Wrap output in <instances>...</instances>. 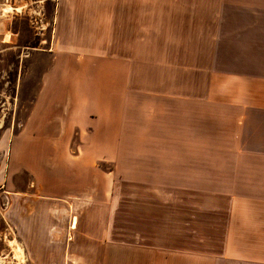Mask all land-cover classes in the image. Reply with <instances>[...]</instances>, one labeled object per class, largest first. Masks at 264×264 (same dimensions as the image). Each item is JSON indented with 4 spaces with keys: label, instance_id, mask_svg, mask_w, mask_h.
Wrapping results in <instances>:
<instances>
[{
    "label": "crops",
    "instance_id": "obj_1",
    "mask_svg": "<svg viewBox=\"0 0 264 264\" xmlns=\"http://www.w3.org/2000/svg\"><path fill=\"white\" fill-rule=\"evenodd\" d=\"M6 3L16 17L35 9L34 0ZM42 4V13L45 4H52L51 52L56 60L42 78L23 128V143L30 147L23 153L31 152V167L43 171L35 175L36 183L43 179L41 205L54 209L83 195L86 210H100V184L111 178L114 191L102 207L108 210L102 222L107 237L92 218L77 236L90 244L88 256L97 259L94 251L103 243L100 264H264V0ZM195 49L221 51L214 59L222 67L217 144L209 132L210 84L198 92L194 77L183 84L179 74L180 65L196 64ZM197 58V64L211 63L205 53L203 60ZM132 80L145 82V87L153 82L154 89L133 94ZM136 98L140 127L132 137ZM104 124L107 129L99 136ZM73 132L82 135L77 153L59 149L53 156L47 146H70ZM98 146L138 147V154L123 151L129 163L122 171L123 194L137 205L123 213L121 229L115 172L96 166L100 159L120 156L119 150L108 149L99 157ZM2 150L0 144V154ZM6 178L0 168V189ZM78 217L76 211L69 220L73 230L79 227ZM152 237L154 244L148 245Z\"/></svg>",
    "mask_w": 264,
    "mask_h": 264
},
{
    "label": "rangeland",
    "instance_id": "obj_2",
    "mask_svg": "<svg viewBox=\"0 0 264 264\" xmlns=\"http://www.w3.org/2000/svg\"><path fill=\"white\" fill-rule=\"evenodd\" d=\"M34 2L35 9L32 7L26 16L16 17L17 13L12 8L11 12H7L5 6L9 4L6 3V0H0V7H2L0 12V144L3 148L0 154V168L4 171L5 177L7 176L4 186L0 189V264H100L99 254L103 243H99L98 250L94 251V253H98L97 259L88 256L86 248L90 247V244L78 241L77 236L85 230L86 221L89 222L92 218L91 223L94 224V221L101 223L99 229L104 232L105 238L107 231H104L105 226L102 225V222H105L108 217V210L102 209V207L107 205L108 200H110L111 189L114 191L112 179H108L107 183L100 184L99 193L96 197L99 201L100 210L98 208L93 211L86 210L84 207L87 200L83 195H75L76 197L62 202L54 209L44 207L45 205H41L45 200V193L42 188L43 179L39 177L38 183L35 180V175L42 176L43 171L31 167L35 162L31 152L30 154L23 153L24 150L30 148L23 143L25 136L23 128L26 125L34 97L42 86V78L51 71L56 60L51 52L53 39L52 4H45V11L42 13V0H34ZM9 6L11 7V5ZM222 52L225 53L226 51ZM192 53L195 54L196 64L194 66H179V74L184 77L185 81L184 83L179 81L178 85L185 84L188 77H194L195 89H198V92L199 89L203 92V90L208 89L210 84L212 94L209 120H212V126L209 132L212 141L217 144L219 138L217 129L218 74L222 67L215 65L214 59L220 57L221 51L195 49ZM204 53L205 56L210 55V65L197 64L200 61L197 57H202L203 60ZM144 83L132 80L130 83L131 93L138 95L143 91H148L150 87L154 89L153 82H146L147 87ZM160 84L158 83L157 86ZM93 116L100 119L97 114H93ZM195 116L197 117V115ZM100 123L103 124L101 121ZM139 123L138 99L136 98L132 102L131 108L132 131H129L130 136H137ZM103 127L98 130L99 136L107 129L105 124ZM199 131L202 134V129ZM196 132L194 131L195 135ZM74 133H72L73 141L70 146H47L51 150V154L54 156L55 150L60 149L62 152L69 151L71 155H75L78 148L76 141L82 135ZM88 133L90 134L89 131L85 132L83 136L88 135ZM62 135L61 132L58 136L61 137ZM124 148L127 150L124 154H138L137 146H98L99 157L105 155L108 149L119 150L115 152H118L120 156L113 158V160L103 158L96 163L101 172L107 174L115 172V191L120 195L116 218L120 229L123 213L129 212L130 206L137 205V203L130 202L127 194H123L125 178L122 171L129 165L128 162L124 161ZM13 150L15 152L12 155ZM142 206L144 207V204ZM79 207L81 208L77 209ZM148 207L154 208L151 205ZM76 211L79 212V227L77 225L78 229L73 230L72 222L73 227H75L77 218L74 216L72 219L71 216ZM90 212L93 215L89 217ZM70 218L73 220L71 224L69 223ZM147 228L152 229L151 227ZM110 236L108 234V238ZM13 241H16L23 249L25 257L23 262H18L14 256ZM146 243L148 245L154 244V238H149ZM59 246L62 248V252H59ZM95 247L96 244H94Z\"/></svg>",
    "mask_w": 264,
    "mask_h": 264
},
{
    "label": "bare ground",
    "instance_id": "obj_3",
    "mask_svg": "<svg viewBox=\"0 0 264 264\" xmlns=\"http://www.w3.org/2000/svg\"><path fill=\"white\" fill-rule=\"evenodd\" d=\"M6 10L8 13L11 12V7L7 6ZM12 244H13V251H14L15 258L17 259L18 262H21V261L23 262L25 258L23 249L20 247V245L16 241H13Z\"/></svg>",
    "mask_w": 264,
    "mask_h": 264
}]
</instances>
